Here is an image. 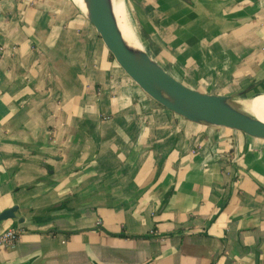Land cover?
Listing matches in <instances>:
<instances>
[{"label": "crops", "instance_id": "obj_1", "mask_svg": "<svg viewBox=\"0 0 264 264\" xmlns=\"http://www.w3.org/2000/svg\"><path fill=\"white\" fill-rule=\"evenodd\" d=\"M132 1L147 52L186 87L264 90V0ZM12 207L0 264H264V141L156 104L71 0H1Z\"/></svg>", "mask_w": 264, "mask_h": 264}, {"label": "water", "instance_id": "obj_2", "mask_svg": "<svg viewBox=\"0 0 264 264\" xmlns=\"http://www.w3.org/2000/svg\"><path fill=\"white\" fill-rule=\"evenodd\" d=\"M182 1L189 3V0ZM81 2L83 9L73 3L86 18L115 64L152 101L191 123L215 130L236 132L254 140L264 141L263 121L252 115H226L214 107L216 102L242 97L245 94L257 97L264 93L259 85H248L230 95L203 94L192 90L150 56L137 35L134 37L138 46L126 41L111 0ZM126 23L131 27L127 21ZM16 211L17 207L2 211L0 224L8 220H17ZM18 220L20 223L23 222L22 219Z\"/></svg>", "mask_w": 264, "mask_h": 264}, {"label": "bare ground", "instance_id": "obj_3", "mask_svg": "<svg viewBox=\"0 0 264 264\" xmlns=\"http://www.w3.org/2000/svg\"><path fill=\"white\" fill-rule=\"evenodd\" d=\"M72 1L83 9L81 0ZM111 3L114 8V13L118 18V23L124 38L128 43L138 46V43L135 41L133 30L125 21L126 18L129 22L130 4L128 5L125 0H111ZM153 58L155 59V57ZM214 107L217 111L226 115H252L264 122V94L257 97H249L248 94H245L242 97H234L222 102H216Z\"/></svg>", "mask_w": 264, "mask_h": 264}, {"label": "rangeland", "instance_id": "obj_4", "mask_svg": "<svg viewBox=\"0 0 264 264\" xmlns=\"http://www.w3.org/2000/svg\"><path fill=\"white\" fill-rule=\"evenodd\" d=\"M125 1H127L128 5L130 4V7H131L129 22L126 20V18L125 20L131 25V28L134 34L137 35L144 44L145 39L143 35V27L139 19L140 11L138 10V8L136 7V4L132 0H125ZM149 52H150L149 54H151L153 57H155L156 60H158L156 53H154L153 51H149Z\"/></svg>", "mask_w": 264, "mask_h": 264}, {"label": "built area", "instance_id": "obj_5", "mask_svg": "<svg viewBox=\"0 0 264 264\" xmlns=\"http://www.w3.org/2000/svg\"><path fill=\"white\" fill-rule=\"evenodd\" d=\"M16 239V232L13 230H7L0 235V247L12 246Z\"/></svg>", "mask_w": 264, "mask_h": 264}]
</instances>
